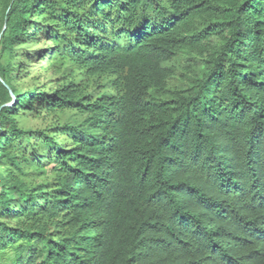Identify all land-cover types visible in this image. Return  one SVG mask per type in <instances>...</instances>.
I'll return each instance as SVG.
<instances>
[{
    "label": "trees",
    "instance_id": "1",
    "mask_svg": "<svg viewBox=\"0 0 264 264\" xmlns=\"http://www.w3.org/2000/svg\"><path fill=\"white\" fill-rule=\"evenodd\" d=\"M0 167V264H264V0H0Z\"/></svg>",
    "mask_w": 264,
    "mask_h": 264
},
{
    "label": "rangeland",
    "instance_id": "2",
    "mask_svg": "<svg viewBox=\"0 0 264 264\" xmlns=\"http://www.w3.org/2000/svg\"><path fill=\"white\" fill-rule=\"evenodd\" d=\"M48 41L46 34L40 32L37 35L36 41L16 46L14 62L17 64V67L14 76H17L14 78V83L20 89H30L33 86L42 84H46V86L54 85L55 76L43 69V59L48 51ZM9 105H12V102ZM60 119L62 120V118ZM18 122L24 128L32 129L42 128L46 125V121L41 118L32 117L31 114L19 119ZM0 171H3V167H0Z\"/></svg>",
    "mask_w": 264,
    "mask_h": 264
},
{
    "label": "bare ground",
    "instance_id": "3",
    "mask_svg": "<svg viewBox=\"0 0 264 264\" xmlns=\"http://www.w3.org/2000/svg\"><path fill=\"white\" fill-rule=\"evenodd\" d=\"M253 242V241H252Z\"/></svg>",
    "mask_w": 264,
    "mask_h": 264
}]
</instances>
